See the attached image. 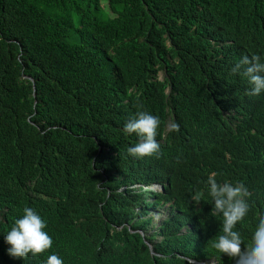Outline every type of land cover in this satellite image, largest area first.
I'll list each match as a JSON object with an SVG mask.
<instances>
[{
  "label": "trees",
  "instance_id": "1",
  "mask_svg": "<svg viewBox=\"0 0 264 264\" xmlns=\"http://www.w3.org/2000/svg\"><path fill=\"white\" fill-rule=\"evenodd\" d=\"M253 54L264 0H0V264H20L2 234L25 207L53 240L25 264H236L211 249L210 199L192 197L211 173L246 185L244 251L264 214V94L231 68ZM140 111L160 120L158 157L127 154Z\"/></svg>",
  "mask_w": 264,
  "mask_h": 264
},
{
  "label": "clouds",
  "instance_id": "2",
  "mask_svg": "<svg viewBox=\"0 0 264 264\" xmlns=\"http://www.w3.org/2000/svg\"><path fill=\"white\" fill-rule=\"evenodd\" d=\"M231 74L241 76L247 81L249 95L264 94V55L242 56L231 68ZM159 125V118L148 111H140L130 119L124 125V131L129 135L135 134L138 140L127 148L128 156L136 160L154 155L158 157L161 149L156 139ZM172 129L178 130V125L173 124ZM215 177L216 173H211L204 189L196 191L192 197L197 203L205 197L209 198L211 203L209 215L221 218L219 234L211 239V249L220 257L227 256L230 260L234 259L236 264H264V214L259 216L251 241L242 251L241 245L244 242L237 225L244 221L250 212L249 190L243 182L219 183ZM153 187L158 191H152ZM149 190L155 193L164 191L163 187L158 185H153ZM157 211H150L149 214ZM149 218L152 220L148 228L149 233L154 229V225L158 227L164 220L156 224L151 217ZM46 228L47 222L33 208L25 207L22 215L12 221L2 234L3 241L7 245L6 250L2 251L3 256L9 261L25 264L20 260L35 258L48 252L53 240ZM136 232L147 246L149 255L155 256L152 245L144 240V232ZM186 261L189 264H218L215 259L209 261L186 259ZM45 264H63V259L57 254H50Z\"/></svg>",
  "mask_w": 264,
  "mask_h": 264
},
{
  "label": "rangeland",
  "instance_id": "3",
  "mask_svg": "<svg viewBox=\"0 0 264 264\" xmlns=\"http://www.w3.org/2000/svg\"><path fill=\"white\" fill-rule=\"evenodd\" d=\"M151 190L152 191H158L154 187L151 188ZM169 212H170L169 208L163 207V208L159 209L157 212H151L149 214V217H151L156 224H159L163 219L168 217ZM154 228H156V225H154Z\"/></svg>",
  "mask_w": 264,
  "mask_h": 264
},
{
  "label": "bare ground",
  "instance_id": "4",
  "mask_svg": "<svg viewBox=\"0 0 264 264\" xmlns=\"http://www.w3.org/2000/svg\"><path fill=\"white\" fill-rule=\"evenodd\" d=\"M149 198H147V200H148Z\"/></svg>",
  "mask_w": 264,
  "mask_h": 264
}]
</instances>
